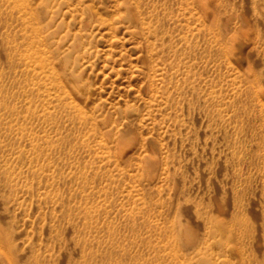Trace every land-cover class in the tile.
<instances>
[{"label":"rangeland","instance_id":"1","mask_svg":"<svg viewBox=\"0 0 264 264\" xmlns=\"http://www.w3.org/2000/svg\"><path fill=\"white\" fill-rule=\"evenodd\" d=\"M0 264H264V0H0Z\"/></svg>","mask_w":264,"mask_h":264}]
</instances>
